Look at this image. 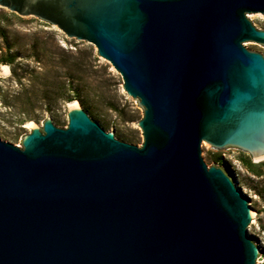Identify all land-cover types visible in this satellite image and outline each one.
I'll list each match as a JSON object with an SVG mask.
<instances>
[{
    "label": "water",
    "instance_id": "1",
    "mask_svg": "<svg viewBox=\"0 0 264 264\" xmlns=\"http://www.w3.org/2000/svg\"><path fill=\"white\" fill-rule=\"evenodd\" d=\"M87 40L144 109L142 146L79 104L0 138V264H261L264 0H0ZM1 73V72H0Z\"/></svg>",
    "mask_w": 264,
    "mask_h": 264
},
{
    "label": "rangeland",
    "instance_id": "2",
    "mask_svg": "<svg viewBox=\"0 0 264 264\" xmlns=\"http://www.w3.org/2000/svg\"><path fill=\"white\" fill-rule=\"evenodd\" d=\"M251 50L264 53V46L251 44ZM0 65L7 68L0 73V138L20 145L32 130L29 122L42 126L48 117L67 127L69 107L78 101L105 130L142 146L143 130L136 123L144 109L93 43L0 6ZM206 152L212 165L226 169L229 159L241 167L246 190L264 212V162L242 149ZM254 231L264 239V214Z\"/></svg>",
    "mask_w": 264,
    "mask_h": 264
},
{
    "label": "bare ground",
    "instance_id": "3",
    "mask_svg": "<svg viewBox=\"0 0 264 264\" xmlns=\"http://www.w3.org/2000/svg\"><path fill=\"white\" fill-rule=\"evenodd\" d=\"M6 70H7V68H6L5 66L0 65V72H1V71H4V72H5ZM71 105H78V106H79V102H78V101H73ZM30 123H31V122H29V124H30ZM33 123H34V122H33ZM257 160H260V159L257 158Z\"/></svg>",
    "mask_w": 264,
    "mask_h": 264
}]
</instances>
